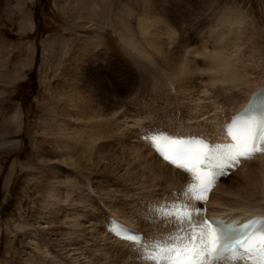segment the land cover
Returning a JSON list of instances; mask_svg holds the SVG:
<instances>
[{
    "label": "rangeland",
    "instance_id": "374dc122",
    "mask_svg": "<svg viewBox=\"0 0 264 264\" xmlns=\"http://www.w3.org/2000/svg\"><path fill=\"white\" fill-rule=\"evenodd\" d=\"M73 14L84 19L76 18V22ZM141 26L148 29L145 35ZM175 32L178 34L173 35ZM91 34L96 47L86 50L81 38ZM145 38L159 43L165 55L152 51ZM179 42L190 51L188 59L197 72L200 100L209 97L212 104L208 111H212H209L211 116L217 113L216 124H220V111L222 115L236 112L253 86L256 88L264 82V0H0V142L18 144L17 149L0 153V264H24L25 253L24 259H32L33 250L27 243L34 231V236H41L47 245L38 264H85L86 260L90 264L145 263L136 261L138 255H134L136 250L132 251L131 247L113 245V238L104 231L101 220L109 214L124 215L123 218L128 219L138 206L135 215L142 216L139 219L133 216L134 221H139L135 230L153 235L158 230L155 226L162 223L150 217L149 205L160 203L175 190L163 189L161 183L156 190L149 188V184L135 187L117 179L120 175H102L95 170L83 172L77 163L72 167L68 161L48 164L44 157L52 148L46 141L62 111L72 108L67 103L58 104L69 98L64 94L67 89L70 95L74 94L76 85L70 74L78 72L88 62L100 72L103 85L110 93L123 98L119 104L123 120H127L126 124L123 121L127 129H123L135 132L129 133L130 139L132 137L131 141L138 142L141 148L150 149L137 139V129L141 126L176 129L173 134L181 131L183 134H211L217 128L210 124L209 117L206 119L198 109H191L194 101H189L188 97L182 99L169 62L174 54L181 55ZM217 50L238 70L243 69L242 75L249 82L247 94L239 93V87L222 83L219 80L222 71L210 69L208 61ZM71 57L75 58L72 64ZM78 94L89 95L82 87ZM58 107L62 110L55 114ZM66 115L69 111L63 112L65 118L61 120L67 119ZM90 124L93 123L88 126ZM263 162L258 158L245 162L243 168L220 182L215 190L224 185V191L216 190L215 196L221 195L224 199H211L212 208H220L217 205L223 203L221 208L226 209L235 202L264 207ZM54 168L64 172L68 180L62 192L63 219L78 221L74 222L77 226L75 230L71 228V232L77 237L73 242L83 251L85 261L72 262L62 255L56 247L57 239L40 220L45 206L41 189ZM151 191L154 194H149ZM155 192H159L157 196ZM153 220L155 226H152ZM94 230L99 236L93 237Z\"/></svg>",
    "mask_w": 264,
    "mask_h": 264
},
{
    "label": "bare ground",
    "instance_id": "6f19581e",
    "mask_svg": "<svg viewBox=\"0 0 264 264\" xmlns=\"http://www.w3.org/2000/svg\"><path fill=\"white\" fill-rule=\"evenodd\" d=\"M75 9H77V8H75ZM229 13H230V11H229ZM74 15L75 14H73V17H74ZM79 16H81V15H78V18L74 17V19H75L74 21L77 22L76 18L81 19V20L84 19V18L82 19V17L79 18ZM78 21L80 22V20H78ZM152 24L154 25V23H152ZM74 25L77 26L78 24L74 23ZM146 25L147 24H145V26ZM166 26H169V25H166ZM140 29H141L142 34H144V35H145V33L148 32V29H145V27L141 26ZM146 30H147V32H146ZM153 33H152V36L154 35L153 37H155V34H153ZM177 34L175 32V34H173V35H177ZM169 35L173 36L170 33H169ZM81 39H83L82 43H81L82 47H84L85 49L87 48V49L94 50V48L96 46L94 47V44H93L94 43L93 34H91V36L82 37ZM145 39L147 40L146 42L149 45V47L152 48V51L154 50L158 55H163V56L165 55V51L162 50L163 48L159 45V43L156 44L155 43L156 41L154 42V39H152V38H145ZM180 42H183V41L180 40ZM180 42H179V48L182 50L181 55H178V54L175 55L174 54L173 56L169 57V62L172 64V67L175 71V74H174L175 78L177 79V83L180 85V89L182 92L181 96L183 97L182 99L188 97L191 99L189 101H191V102L194 101V103L190 102L191 104H193V106H192L193 108H191V109H198L200 113L202 112L201 115H203L205 117L206 116L209 117L208 120H210V124H213V126L215 128H218L217 125H219V124H216L217 113L214 114V111H213L214 116L213 115L211 116L210 115L211 113H209L210 110L208 111V107L211 108V104H212L210 102V100H208L209 97L206 95L207 96L206 100L208 101L206 103V100L201 101L200 100L201 95H198L199 89L197 87V81H196L197 80V78H196L197 72H196V69H195L194 65L192 64V62L188 59V55L190 54V51H188V49H186V47L184 48ZM179 48H177V49H179ZM80 49H81V47H80ZM214 54H215V52H214ZM166 55L168 56V54H166ZM71 58H73V57H71ZM89 58L87 61H90ZM71 61H72L71 62V64H72L75 61V58H73ZM90 65H91V62H88L85 65L86 68H84L85 66H83L80 69H78L79 70L78 72H76V73L74 72V73L70 74V77L71 78L73 77L72 81L76 85L75 90H74V94L70 95L69 89H67L64 94H66V96H69V98L66 100L63 99L64 102H59L58 104H60L62 106L65 103H67L72 108H69V109L67 108V110H65V111H69V115H66L67 119H65V120H61V118L64 117L63 112H65V111H62L61 116L58 117L56 123L53 126L52 133L50 134V139L48 140V142L46 141V144L48 143L47 145H49L52 148V150H51L50 154L46 155V157L43 156L44 158H47L46 162L48 164H50L54 161H56V162L61 161L62 163L68 161L69 163H71L72 167L78 164V167H80V168L82 167L83 172H84V170H86L88 172H89V170H91L92 172H93V170H95L102 175L109 174V175H112L115 177H117V175H120V176H118L117 179H121V181H124V183L127 182L130 185L135 186V187L136 186L137 187L142 186L143 184L144 185L149 184V186H148L149 188L151 186L152 190H156L157 188L160 187V186H158V184L161 183V187L163 189H167L170 192H171V190H173V191L179 190L183 186V184L185 183V176L180 171H178V170L172 168L171 166H169L168 164L164 163L155 153H153L154 151L150 148V144L148 142H143L139 139V137H140L139 133H137V139L140 142L146 144L150 149L148 150V148H146V147H145V149L141 148L140 146H138L139 144L137 145L138 142L136 143V141H135V143H134L133 141H131L132 137L130 139V134L132 135L133 131L129 132L130 133L129 134L127 132V130L123 129V128H126V127H124V125L127 123L126 122L127 120L126 121L123 120L124 114L122 116L120 108H119V104L121 103L120 99H123V98H121V97L118 98L117 96L112 95L110 93L109 88L107 86L103 85V81H102L100 72H97L98 70L96 71V69L90 67ZM233 65L234 64H232L229 60L225 59V55L222 56V54L220 53L219 50H217L215 56L212 57V59H209V61H208V66H210V69H212V71L218 70V72H220V71L223 72L224 75L222 74L220 76V79H219L222 83L223 82L226 84L228 83L232 87H239V93L247 94L248 92L246 91V89L248 88L249 82L247 83V81L244 79V77L242 75V74H244V71H242L243 69L238 70L237 67L235 65L234 66ZM78 81L81 85L78 84ZM259 82H260V80H259ZM259 84L260 85L256 86V88H255V86H253L254 89H252V91H250V93H248V96L245 95V96H247V98L245 97L247 100L249 99L251 94L256 89H258L259 87L262 86L263 82L259 83ZM79 85L82 88H84V90H86L90 96L89 95L79 96L78 91L81 89V87ZM4 87H5V85H4ZM177 92H179V91H177ZM61 94L63 95V93H61ZM213 97H215L214 94H213ZM193 98H196V99L193 100ZM202 98L204 99V97H202ZM213 99L215 101L216 98H213ZM247 100L244 103L242 102L243 105L240 108H242L246 104ZM71 102H75V103L71 104ZM207 105H209V106H207ZM239 109H237L236 111H238ZM54 110H55V108H54ZM60 110H62V108H59V107L56 108L55 114H58V111H60ZM190 112H192V111H190ZM193 112L195 113L194 110H193ZM210 112H212V111H210ZM220 112L222 113V111H220ZM221 113H220V115H221ZM52 114H53V112H52ZM188 114H190V113H188ZM186 115H187V113H186ZM201 117L202 116H200V119H201ZM207 117H206V119H207ZM187 118H188V116H187ZM189 118H190V116H189ZM192 118H194V117L192 116ZM203 118L201 120H203ZM219 118H220V116H219ZM201 120H199V121H201ZM123 121H125V124ZM218 121H220L219 123L222 122V120H220V119ZM128 122H129V120H128ZM206 122L207 121H205V123ZM89 123H93V124L92 125L90 124L91 126H88ZM79 124H81L83 126H81ZM77 125H79V126H77ZM206 125L208 126V124H206ZM129 127L130 126H128V128ZM141 127H139L137 129V132L141 129ZM210 129H212V128H210ZM133 133H135V132H133ZM180 133H182V131L179 132V134ZM185 134H191V133H185ZM134 135L136 136V134H134ZM111 142H113L114 144ZM144 144H143V146H144ZM17 148H18V144L16 142L15 143H13L11 141L7 142L5 140L0 142V153L9 152V151L15 150ZM257 158L259 160L264 161V156H260ZM257 158H255V159H257ZM252 163L253 162H251V164ZM263 164H264V162H263ZM116 171H118V173L113 174ZM104 173H106V174H104ZM110 173H112V174H110ZM90 174H92V173H90ZM65 178H66L65 173L60 171V169H59V171H57V169H55V168H54V170L51 171L50 175L48 174V176H46V180L44 182V187L41 189L42 192L44 191L43 203L45 204V206H43L41 216H39V217H40V220L43 221L44 224L46 225L45 228L47 230L48 229L51 230V234L54 236L55 239H57L56 241L58 242V245L56 247H59V249L63 253L62 255L67 257L72 262L78 261V260L79 261L80 260L85 261L84 260L85 258H83L84 257L83 251H80L78 248H76V246L74 244L76 242H73V240H74L73 238L76 235L73 234V232H71V228H74L77 226V225H75L77 223L74 224V222L76 220L74 221V219H73V221H72V220H66V218L63 219L64 215L62 214V209L65 208L64 207V205H65L64 201L65 200H63L62 192H63L64 188H66V185L68 182V180L66 181ZM115 180H116V178H115ZM101 187H103V186H101ZM224 188H225L224 185H222L221 188L216 189V190L223 192ZM143 190L145 191L144 188L142 189V192H144ZM216 190H214L212 192V194L210 195L209 201L206 205L207 209H208V215L209 216L224 215V216H232L233 218H239V217H244V216H248V215H263L264 216V207H261V208L256 207V206L249 207V205L244 206L242 203H239V202L238 203L235 202L233 204L234 206L226 207V209L221 208L223 203H219V205H217V206H221L220 208H215V209L212 208V205L214 204L215 200L223 201V199H224V198H222L221 195L215 196ZM170 192H168V193H170ZM158 193H156L155 195L157 196ZM149 194H154V193H153V191H151V193H149ZM165 194H166V192H165ZM147 198H149V197H147ZM151 198H153V197H151ZM158 198H159V196H158ZM211 199L212 200L214 199V201L211 202ZM159 200H161V199H159ZM154 201H155V199H154ZM148 205H149V203H148ZM209 206H210V209H209ZM137 207L138 206H136V209H137ZM147 208H148V206H147ZM136 209L134 208L135 212L131 210L134 213L133 214L130 213L132 215V217L128 216L130 219L129 218L128 219L123 218L124 215H121V216L117 215V216H114V218L118 219L119 221H121L125 225H128L132 229L138 230V227H137L138 223L137 222H139V221H134L133 218L137 216L139 219L142 215L141 216L135 215ZM145 214H146V212H145ZM147 216H149V214ZM70 222H73L74 225L70 224ZM76 222H78V221H76ZM154 223H156L155 220H153L152 224H154ZM152 226H155V224ZM162 226H163V224H161V225L157 224V226H155L156 227L155 229H158V230H155V232H160L162 230ZM79 229H80V226H79ZM103 229H104V227H103ZM67 230L69 232H67ZM74 230H75V228H74ZM139 230H141L140 227H139ZM32 234H33L32 235L33 237H31L29 239V242L27 244L29 245V248H32L33 256H32V259H29L30 257L28 259L27 258L24 259V257L27 256L25 253L23 258H22L23 262H25L24 264H38L37 262H39L40 259L42 258V254L46 252L45 249H46L47 245L44 243L45 240L41 236H38V235L34 236L36 234V231H34V233H32ZM77 234H79V233L77 232ZM91 234L93 235V237L99 236L98 235L99 233L96 232L95 230ZM79 237H80V235H79ZM75 238L77 239V237H75ZM102 238L107 240V238L104 236H102ZM97 241H101V240H97ZM111 242L113 245L114 244H116L117 246L121 245V247L123 245V247L124 246H126V247L128 246V248L131 247L130 248L131 250L134 249L133 245H130V244L118 242V241L113 240V239ZM43 243H44V245H43ZM110 249H111V247H110ZM107 250H109V248ZM91 251H89V252H91ZM89 252H87V253L89 254ZM134 255H137V254L135 253ZM137 257H138V259H136V261L137 262L141 261L140 256L138 255ZM94 260H95V258H94ZM89 262H87V260H86L85 264H90ZM142 262H144V261H142ZM145 263H147V262H145Z\"/></svg>",
    "mask_w": 264,
    "mask_h": 264
},
{
    "label": "snow or ice",
    "instance_id": "6c2138e0",
    "mask_svg": "<svg viewBox=\"0 0 264 264\" xmlns=\"http://www.w3.org/2000/svg\"><path fill=\"white\" fill-rule=\"evenodd\" d=\"M264 135V134H262ZM255 139V137H253ZM204 159H197L191 167L186 168L190 172L194 181L200 184L199 190L196 185H191L189 188L183 190L180 195L187 196L191 199H203L200 193L208 190L207 185L203 181V177L198 171L199 168L204 167ZM171 207L176 208L175 215L188 209L186 202L172 204ZM202 209H197L195 214H198ZM192 215L189 212L187 217L181 216L180 219L187 220L189 224H193ZM241 226L238 223L228 224L226 220L218 218H204L195 222L190 232L184 236V243L177 245L174 248L167 249L169 253L167 259L168 264H205L209 256L213 258L218 256L222 250H235L242 248L244 241H242L237 232ZM196 229H199L197 232ZM244 255H248V250L245 249ZM264 264V261H262Z\"/></svg>",
    "mask_w": 264,
    "mask_h": 264
}]
</instances>
